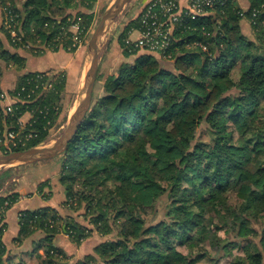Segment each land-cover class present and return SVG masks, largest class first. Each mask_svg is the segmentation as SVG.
Masks as SVG:
<instances>
[{
	"label": "trees",
	"instance_id": "obj_1",
	"mask_svg": "<svg viewBox=\"0 0 264 264\" xmlns=\"http://www.w3.org/2000/svg\"><path fill=\"white\" fill-rule=\"evenodd\" d=\"M248 1L246 8L239 0L217 2L208 14L191 20L190 28L175 34L169 57L125 48L123 38L138 25V15L124 26L120 47L126 59L106 78L105 93L94 96L63 152V207L70 213L52 206L19 212V242L44 232L35 245L36 251L44 250L40 264L67 257L55 244L57 234L64 232L80 245L95 231L106 238L74 264H202L206 258L218 263L243 240L249 241L248 250L231 262L264 264V229L259 243L252 240L260 234L252 223L264 216V0ZM95 2L77 0L68 10L63 0H24L21 8L16 0H0L1 31L11 46L0 35V92L3 62L17 70L26 67L18 48L37 55L75 51L68 49L73 42L68 24L79 22L90 30ZM7 8L16 14L20 39L3 22ZM244 18L254 37L243 31ZM32 73L19 75L16 91ZM67 83L65 71L35 102L15 104L14 114L5 115L0 104L2 130L35 133L23 146L1 144L2 151L48 138ZM27 111L33 118L22 127L20 117ZM203 124L208 139L199 137ZM48 183L38 186L45 199L51 194ZM7 199L8 210L19 193L0 192V207ZM82 205L84 218L94 226L75 215ZM5 229L4 216L0 264H10Z\"/></svg>",
	"mask_w": 264,
	"mask_h": 264
},
{
	"label": "rangeland",
	"instance_id": "obj_2",
	"mask_svg": "<svg viewBox=\"0 0 264 264\" xmlns=\"http://www.w3.org/2000/svg\"><path fill=\"white\" fill-rule=\"evenodd\" d=\"M112 1L113 0H96V2L94 3V8H93V11H94L93 20L94 21L92 24L90 36H91L92 31L95 29L96 25L100 21L102 15L106 11V8L110 5ZM141 1L142 0H128V2L124 6V8L121 10V12L116 16L115 21L107 27L106 31L100 37V40H99L100 65H99L98 76H97V80H96V84L94 88V96L102 95L103 93H105L103 85H104L106 78L110 74L115 73L118 65H120V63H122L126 59V56L123 53L122 47H120V33L122 32L124 28L125 22L132 16L136 14L138 15V5L141 3ZM76 2L77 0H71L70 4L74 5ZM81 9L87 11L86 8L84 9V7H81ZM252 33H253V28H252ZM131 35L133 38H136L138 37L139 33L138 31H134ZM3 36L5 37L4 34ZM251 37H254V35L252 34ZM87 45L88 44H86L85 46L87 47ZM26 48L30 49L31 47L27 46ZM23 49L24 48H21V50ZM29 53L32 55L40 56L37 54H33L30 51ZM87 57H88V54H87ZM47 63L48 62L46 60L41 59V58H29L27 67H29L30 69H37V68L41 69V68H44L45 64ZM3 64H4V68L7 69L6 71L8 70L10 72L20 71L16 69L17 65L15 64L14 65H12V63L7 64L6 62H3ZM5 72L2 74L1 78H3ZM83 80H84V77L79 78L78 76L76 79L77 81L76 85L74 87L71 84L67 83V86L65 90L62 92V96L60 99L59 104L61 106V110L59 111L58 118L56 119L54 125L51 127L48 138L44 140L43 142H41L40 145L53 144L56 141V139L64 132L71 115L76 109V105L78 101L84 95ZM15 89H16V85L15 87H13V89H11V92L14 91ZM205 128H206L205 124L199 127V137L208 139V135L207 133H205ZM2 152L4 151H2V149L0 148V153ZM63 154L64 153L62 152L55 157L43 158V159L32 161V162L0 164V174L3 173V176L0 179V192L9 193L14 188H18V187H22L23 192L25 191H27L28 193L35 192V189L38 183L43 182L45 180L46 182H50L48 183L49 185L48 187L51 193L50 197L52 198L54 197V199H56V201L57 202L59 201L60 203L63 195H65L64 193L65 186L63 183H61L62 164L64 160ZM24 194L27 195L26 193ZM232 202L234 204L238 202L235 196L232 197ZM85 210H86L85 205H82L81 208H78L75 211V215L78 217V219L81 222L87 225H90V222H88L87 219L84 218ZM88 218L90 219L91 216ZM90 226H94V225L91 223ZM252 226L256 227L257 230L260 232L259 235L253 236L252 240L254 242L259 243L261 237L263 236L262 230L264 229V216L259 218L256 221H253ZM114 232H117V229H115ZM114 235L115 233L109 236H114ZM247 241L248 240H243V242L241 243V247L236 248L233 251V255L243 254L244 252H246V250H248ZM233 255L228 258H224L220 260L218 263L212 260L211 258H206L202 261V264H233L231 262ZM62 258H60L57 261V264H74L78 260L83 259L84 256H80L79 258L77 257L72 258L69 261H65V260H68L66 257H62Z\"/></svg>",
	"mask_w": 264,
	"mask_h": 264
},
{
	"label": "built area",
	"instance_id": "obj_3",
	"mask_svg": "<svg viewBox=\"0 0 264 264\" xmlns=\"http://www.w3.org/2000/svg\"><path fill=\"white\" fill-rule=\"evenodd\" d=\"M226 0H149L138 14V25L132 27L129 35L123 38L124 46L128 50L146 49L155 52L164 57H169V49L175 40V34L181 30L190 28V21L197 19L199 16L206 15L217 2L223 3ZM244 11L241 13L243 14ZM257 13L254 12L253 16ZM16 14L13 10L7 8L5 20L3 21L6 28L10 31L15 39H20L15 23ZM68 27L73 32L72 47L78 49L85 46L88 42L91 29L85 30L79 22H71ZM67 32V30H65ZM138 31L136 38L132 37V33ZM88 37V39H87ZM30 44H25V48ZM205 48V46H204ZM64 70H38L33 71L26 78V84H22L20 89L16 91L0 92V104L6 114H14L15 104L32 103L42 94L53 90L56 83L64 76ZM27 92V93H26ZM26 93V94H24ZM10 100V101H9ZM47 107V106H46ZM43 112V108L40 109ZM30 117L24 122L20 117L22 127L30 123L33 118L31 111H27ZM35 133H22V129L2 130L0 128V145L7 149L25 145ZM8 151V150H6ZM11 204V200L7 199L0 207V224L4 221L7 206Z\"/></svg>",
	"mask_w": 264,
	"mask_h": 264
},
{
	"label": "crops",
	"instance_id": "obj_4",
	"mask_svg": "<svg viewBox=\"0 0 264 264\" xmlns=\"http://www.w3.org/2000/svg\"><path fill=\"white\" fill-rule=\"evenodd\" d=\"M24 0H16L17 5L21 8ZM149 0H142L138 5V14L143 8V6ZM186 1V0H184ZM64 2V0H63ZM71 0H65L64 6L68 10H72L74 5L70 4ZM242 7L246 8L249 5L248 0H239ZM3 7L0 4V35L5 45L8 47L10 43L8 39L3 36L1 31V24L3 20ZM137 15V14H136ZM136 15L129 18L124 26ZM243 31L252 36V25L250 22L244 18L242 19ZM19 52L26 57V67L23 70L10 72L9 70L5 72L2 80L1 87L3 90L10 92L17 83L19 75L24 74L29 71H38V70H52L59 71L64 70L67 73L68 84H71L73 87L76 85V79L83 78L85 74L86 62H87V47L82 46L76 49L75 51L67 50H58V51H47L43 55L36 56L29 53V51L21 48L17 49ZM29 58H41L46 60L48 63L45 64L44 68L41 69H30L27 67ZM52 58V60H51ZM50 60V61H49ZM79 85V84H78ZM10 101V100H9ZM29 113H25L22 117V120L26 122L29 119ZM38 183L35 192H23L22 187L14 188L12 192L19 193V199L11 206L5 213L6 229L3 235V239L8 248V256L10 264H40V257L44 256L43 248H40L38 251L35 250V245L44 237V232L42 230L36 231L31 236L27 237L22 242H19L17 236L19 234V212L22 209H33L41 206H52L56 207L58 211L63 215H68L70 211L67 208L63 207V201L65 200V195H63L61 202H57L54 197L48 199L43 198V196L38 192ZM24 193H28L25 195ZM67 211V212H66ZM106 237L101 236L99 233L94 232L90 237L82 241L80 245L75 244L71 241L70 236L64 232L57 234L55 237V244L67 253V259L69 261L72 258H79L80 256H85L87 254L93 253L95 246ZM97 239V241H96ZM63 259V258H62Z\"/></svg>",
	"mask_w": 264,
	"mask_h": 264
},
{
	"label": "water",
	"instance_id": "obj_5",
	"mask_svg": "<svg viewBox=\"0 0 264 264\" xmlns=\"http://www.w3.org/2000/svg\"><path fill=\"white\" fill-rule=\"evenodd\" d=\"M127 2L128 0H113L91 33L87 43L88 57L83 80L84 95L78 101L64 132L51 145H36L22 150L2 152L0 153V164L32 162L43 158H52L67 150L70 141L77 133L93 101L100 65V37L107 27L115 21L116 16Z\"/></svg>",
	"mask_w": 264,
	"mask_h": 264
}]
</instances>
